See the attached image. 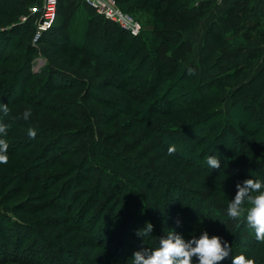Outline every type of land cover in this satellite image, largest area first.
Here are the masks:
<instances>
[{"label":"trees","instance_id":"trees-1","mask_svg":"<svg viewBox=\"0 0 264 264\" xmlns=\"http://www.w3.org/2000/svg\"><path fill=\"white\" fill-rule=\"evenodd\" d=\"M42 4L0 0V17L7 23L0 25V65L14 67H0V123L8 126L0 139L7 141V156L17 166L0 168V181L11 193L7 199L0 195V264H91L90 253L97 247L107 255L100 263L133 264V250H153L165 235L148 203L154 195H145L136 180L152 194L164 188L159 201L166 214L184 223L199 206L194 221L199 220L203 194L188 184L169 182L152 162L155 152L170 168L197 174L224 170L236 178L264 181V67L236 84L262 58L261 49L250 46L255 41L264 44V11L253 0L230 4L206 26L197 63L188 62L194 48L187 34L207 20L212 0H118L125 13L139 21L145 17L137 37L81 0H60L57 22L39 44L63 54L88 51L100 62L92 73L80 71L82 61L78 70L60 65L49 49L32 44ZM34 6L40 7L39 13L30 14ZM24 17L27 22L20 24ZM99 37L112 55L88 49ZM39 54L47 65L34 73L32 63ZM104 88L114 92L103 95ZM228 99L231 105L224 112ZM213 103L218 107L210 111ZM5 104L7 116L2 112ZM30 106L61 120L40 121L35 110L26 120L25 107ZM29 128L36 131L35 139L28 136ZM173 145L175 152L169 154ZM209 156L220 160V169L207 164ZM66 157L76 160L69 163ZM53 168L59 171L47 173ZM14 195H22V202L10 206ZM46 195L48 207L59 216L44 218V213L42 220L33 221L22 215L42 212L36 204L44 203ZM56 220L64 226L63 242L47 239L52 234L46 230H52ZM149 222L153 232L138 236ZM242 224L238 241L252 249L255 232ZM83 235L91 243H83ZM237 252L231 247L219 264H232L230 257Z\"/></svg>","mask_w":264,"mask_h":264},{"label":"rangeland","instance_id":"rangeland-1","mask_svg":"<svg viewBox=\"0 0 264 264\" xmlns=\"http://www.w3.org/2000/svg\"><path fill=\"white\" fill-rule=\"evenodd\" d=\"M118 6H119V4H118ZM39 8L40 7H38V6H34L30 9H36L37 12H33V13H39ZM119 8L121 9L120 6H119ZM29 11H30L29 12L30 14H33L32 13L33 10H29ZM3 19L6 20V18H4V16L0 17V25L2 24V26L7 24V23H2ZM27 19H28V17H27ZM27 19L25 20V19L21 18L19 23L20 24L26 23ZM135 20L138 21L139 23H141V25L142 24L145 25V17H143L140 20L141 22L137 19H135ZM206 21L202 23V26H200L198 30L187 34V38H189L190 40L193 41V48H194L193 53L188 58L189 63H197V61L199 59V53H200V50H201V47H202L203 41H204V32H205V28L207 26V25H205V23H207ZM143 25H142V28H143ZM35 26H36V23H35ZM35 32H36V30H35ZM34 36H35V33H34L33 38H32V44L36 47H38V45H39V48L43 47L44 49H49L48 51H50V54L54 55L52 57L53 61L55 60V62L60 64V65H64L65 67H69L71 69L73 68L75 70H78L79 65L77 64V62L82 61L83 63H81V65L83 67H81V68H83V69L80 71H82V72L86 71L88 73H92L91 69L95 66H98L100 63L98 61V59L96 57H93L88 51L76 53V51L72 50V51L67 52V53L65 52V54L60 52L61 53L60 54V53H58L57 50H55L53 48L43 46L45 44H39V41L34 44L33 43ZM49 39L50 40L54 39V41H57V39L55 37L54 38L49 37ZM102 40L103 39L101 37H99L98 40H95L94 43H92L90 46H88V49L93 50L96 54L102 53L105 56L112 55L113 53H112L110 47L107 46V44H105V46H104ZM54 52H57V53H54ZM46 65H47V60L41 54H39V56L37 58H35V60L32 63V71L34 73L40 72L43 68L46 67ZM71 65H74V66L70 67ZM0 67H4L6 69L12 68V70L14 68L8 64L0 65ZM101 68L103 69L102 66H101ZM5 72H7V71L5 70ZM248 76H249L248 72L243 73V76L237 81L236 84L238 85V84H241L243 82L249 81V79H247ZM113 92H114V90H111V88L110 89L104 88L101 94L107 95L108 93L110 94ZM230 105H231V99H228L226 101V103L223 105L222 110L224 112H226ZM217 107L218 106L214 103L209 104V109H211L210 111H214ZM25 108L26 109L30 108L31 111L35 110V112H36L35 116H37V119H39L40 121H43V118H45V119L47 118L44 115H48V114L45 113V111H43L41 109L33 108L31 106L25 107ZM105 109L106 108H103L104 112L106 111ZM51 119H53V120L55 119L54 120L55 122L56 121L58 122L61 120V119H58V116H55L54 114H51L50 119L47 118V120H51ZM125 119H129V117L123 118V120H125ZM181 120H183V119H181ZM190 120H194V119L191 118ZM171 125L176 127V126H178V123L173 122ZM179 125H184V121H180ZM139 127L136 126V128H132V129L134 131V129H138ZM124 132L126 133V130ZM129 132L131 133L132 131H128V133ZM149 143L150 142H148V144ZM74 147L75 146L73 145V148ZM206 147L207 146H205L201 150H204ZM238 157L242 158L244 156L238 155L237 158ZM66 159L69 163H72L73 161L76 160V158H73V157H66ZM70 159H72V160H70ZM246 159H248V161H254L255 158H246ZM10 160H12V159H10V157L8 156V163L7 164H0V168L2 169L5 166H6V169H9L10 168L9 166H11L12 169L16 168L17 166L13 165L10 162ZM142 162H143V160H142ZM152 162H153L155 167L161 168L162 172H164L165 175L168 177L167 180L169 182L178 181V182L182 183V185H186V186L189 185V187H191L194 191H197L201 195L203 194V196H202L203 201L205 198V203L203 205H201L202 210L200 212L201 215L198 216L199 220L194 221L195 216H197L196 215L197 210L200 211L199 206L195 207V208L198 207L197 209H194V207H193L191 212H189L188 220L186 219L187 220L186 222H188L190 220L189 223H192V222L194 223L193 225H191V224L189 225L188 223H186V222L183 223L180 219H177L176 216L175 217L171 216L169 214H166V212L164 210H161L162 205H161V202L159 200H161L160 196L165 191L164 188L157 190L158 192H155L154 194H152L151 189L146 184L145 185L141 184L140 182H138L136 180L135 181L136 186L141 187L143 189V192L145 195H148L149 197H150V195H154L153 197L156 199V201H155V199L153 201L149 200L148 203L151 206L150 210H151L152 214L155 215L156 221L163 227L165 234L176 231L178 234H180L187 241V240H190L193 236H196V238H199V236L202 235L204 231H207L210 237L218 236L222 239L223 242H226L228 245L231 244V247L237 249L238 255L243 254L246 258H254L256 261V264H264V242H259V241L255 240L253 243L254 247L252 249H250V247H248L246 243H244V242L241 243V241H238L239 240L238 239V235H239L238 232H240L239 231L240 224L243 223L242 225L246 226V221H245V219L244 220L241 219L239 221L233 220L231 217H229L227 215L228 204L231 202V200H234V197L237 193L236 185H237V183H243V181H245V179L236 178L234 175L233 176L226 175L224 170L217 171V172L212 171L209 174H201V173L197 174L196 172L195 173L191 172V170H187V169L185 170V169L177 168L175 165H172V167L170 168L168 166V164L164 160H162L160 158V156L157 155V152H155ZM19 165H21V164L19 163ZM183 170L185 172H183ZM58 171H59V168H57V170H55L53 168V171L49 170L47 173H54V172H58ZM159 172H160V170H159ZM256 173L258 175L259 171H257ZM8 174H11V173H8ZM160 174L163 175L161 172H160ZM6 186H7V183L5 181H3V180L0 181V195L3 197V199H7L8 196L11 195V193L8 191V187H6ZM169 192H170V194L176 193L177 190H169L168 193ZM156 195H158L159 198H157ZM21 196L22 195H18V196L14 195L12 198L13 201L8 202V205L16 206V205L20 204L22 202ZM15 197H17V198H15ZM42 200H44V203H40L38 200L37 204H36V205H38V207H41L42 212L37 211L35 214H22V215L25 218L33 220V221H34V219H37L39 221L40 218L42 220L43 217L49 218V217L54 216L56 214V212H52L50 210L51 208L48 207L49 205H48V201H47V195L44 198H42ZM245 207H248L247 202H245ZM43 208L44 209L47 208V209L43 212V210H44ZM37 210H39V209H37ZM116 212H117V210L115 211V213ZM44 213H45V215L42 217V215ZM56 215L59 216L58 214H56ZM165 215H167V216H165ZM222 218H224V219L227 218L228 220L227 221L225 220L226 222H223ZM178 220L180 221L179 226H177ZM53 222H55L57 224L56 225L54 224V226L52 227V230H46V235L52 234V236H49L50 238H47V239L54 241L58 237L59 239H61L60 241H62V242L65 241V239L63 238V237H65V235H64V233L63 234L61 233L62 229H64V226H62L60 224L59 220L58 221L56 220ZM53 222H50V223H53ZM66 228H67V226H65V229ZM245 237H246V239H248V238L253 239L252 234L249 235V233H246ZM28 239H29V234H28ZM29 241H30V239H29ZM81 241L83 243H85L86 241L88 243H91L90 238H88L84 235L82 236ZM140 241H141V239H140ZM87 251H89V250H83V252H85V253H87ZM104 251L102 250V248L97 247V249L94 252H91L90 253L91 256H89V258L92 259L90 261L91 264H95L94 263L95 261H98L96 264H111L108 260H105V262H103V263L99 262V260L102 259L104 256ZM134 252H136V250H133L131 252V255H133ZM104 257L107 258V255L105 254ZM230 258H232V257H230ZM193 259L196 260L195 257ZM129 261L132 262V260H129ZM194 263L196 264V261H194Z\"/></svg>","mask_w":264,"mask_h":264},{"label":"clouds","instance_id":"clouds-1","mask_svg":"<svg viewBox=\"0 0 264 264\" xmlns=\"http://www.w3.org/2000/svg\"><path fill=\"white\" fill-rule=\"evenodd\" d=\"M2 112L8 115L9 108L5 104ZM31 109L24 112L27 120L31 116ZM7 125L0 123V134L7 135ZM28 136L32 139L36 137V131L32 128L27 130ZM8 143L0 139V164L8 163ZM169 154L175 152V146L168 149ZM207 164L213 169L221 168L220 160L215 156L206 158ZM237 193L234 200L228 204L227 215L233 220L239 221L243 216L247 226L254 230L255 238L259 242H264V181L258 179H247L243 183H237ZM247 202L248 207H245ZM180 221H177L179 226ZM154 226L149 222L143 230L137 233L141 237V232L148 235L153 232ZM230 248L226 242L218 236L210 237L204 231L199 238L193 236L190 240H185L176 231L165 234L159 238V246L153 250L142 248L133 253V264H193V258L199 264H219L230 255ZM232 264H256L254 258H246L243 254L232 257Z\"/></svg>","mask_w":264,"mask_h":264},{"label":"built area","instance_id":"built-area-1","mask_svg":"<svg viewBox=\"0 0 264 264\" xmlns=\"http://www.w3.org/2000/svg\"><path fill=\"white\" fill-rule=\"evenodd\" d=\"M60 0H44L41 7L39 19L36 21V32L33 43H37L45 33L50 31L58 18V6ZM93 8L99 15L103 16L108 21L118 25L123 30L137 37L141 34L143 28L141 23L136 21L131 15L122 11L118 6V0H81ZM210 0H198V2ZM220 2L222 0H212ZM37 12L36 9H31ZM23 19H27L24 17Z\"/></svg>","mask_w":264,"mask_h":264},{"label":"crops","instance_id":"crops-1","mask_svg":"<svg viewBox=\"0 0 264 264\" xmlns=\"http://www.w3.org/2000/svg\"><path fill=\"white\" fill-rule=\"evenodd\" d=\"M238 0H222L220 2H214V7L211 10L209 17L207 18V23H211L212 21H215L218 17L224 15L226 11L228 10L230 4L236 2ZM255 5L261 10L264 11V0H253ZM205 23V25H208ZM250 46L252 47H259L262 51V58L260 63L251 71H249V76L247 79L252 78L255 74H257L263 67H264V44H261L259 41H255L250 43Z\"/></svg>","mask_w":264,"mask_h":264}]
</instances>
